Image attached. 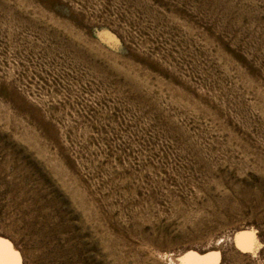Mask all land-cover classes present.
<instances>
[{"label":"rangeland","instance_id":"1","mask_svg":"<svg viewBox=\"0 0 264 264\" xmlns=\"http://www.w3.org/2000/svg\"><path fill=\"white\" fill-rule=\"evenodd\" d=\"M119 242L264 264V0H0V264Z\"/></svg>","mask_w":264,"mask_h":264},{"label":"bare ground","instance_id":"2","mask_svg":"<svg viewBox=\"0 0 264 264\" xmlns=\"http://www.w3.org/2000/svg\"><path fill=\"white\" fill-rule=\"evenodd\" d=\"M25 140V139H24ZM28 175V174H27ZM249 183V182H248ZM14 197V196H13ZM32 210V209H31ZM109 226V225H108ZM122 228V227H121ZM124 230V229H123ZM110 232V231H109ZM136 237V236H135ZM108 241V240H107ZM249 242V240H247ZM246 240L240 242V248L250 249L248 242ZM99 242V241H98ZM108 243V242H107ZM116 243V242H115ZM250 243V242H249ZM100 244V243H99ZM103 244V242H102ZM110 244V243H108ZM114 244V243H113ZM119 244V245H118ZM112 250L106 253L105 256H100L97 258L95 264H135L133 255H135L132 250L129 249V246H123L120 242ZM87 245V244H86ZM125 245V244H124ZM98 246V245H97ZM104 246V245H103ZM102 246V247H103ZM107 246V245H106ZM113 246V245H112ZM89 247V246H88ZM131 247V246H130ZM98 248V247H97ZM100 248V247H99ZM137 248V247H136ZM108 249V248H107ZM104 251V250H103ZM136 252V251H135ZM95 254V253H94ZM103 254V253H102ZM84 256V255H83ZM89 256V255H88ZM87 257V256H86ZM95 257V256H94ZM92 257V258H94ZM85 259V258H84ZM91 259V258H90ZM92 260V259H91ZM95 262V261H94ZM87 264H91L89 259H87ZM84 263V264H86Z\"/></svg>","mask_w":264,"mask_h":264}]
</instances>
